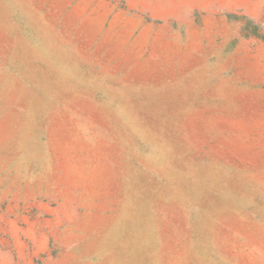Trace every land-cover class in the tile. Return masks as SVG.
Instances as JSON below:
<instances>
[{
	"label": "rangeland",
	"instance_id": "rangeland-1",
	"mask_svg": "<svg viewBox=\"0 0 264 264\" xmlns=\"http://www.w3.org/2000/svg\"><path fill=\"white\" fill-rule=\"evenodd\" d=\"M0 264H264V0H0Z\"/></svg>",
	"mask_w": 264,
	"mask_h": 264
},
{
	"label": "trees",
	"instance_id": "trees-1",
	"mask_svg": "<svg viewBox=\"0 0 264 264\" xmlns=\"http://www.w3.org/2000/svg\"><path fill=\"white\" fill-rule=\"evenodd\" d=\"M233 18H235V17H233Z\"/></svg>",
	"mask_w": 264,
	"mask_h": 264
}]
</instances>
